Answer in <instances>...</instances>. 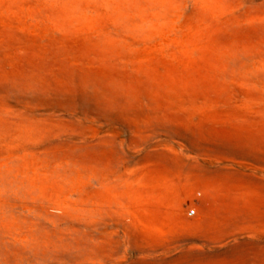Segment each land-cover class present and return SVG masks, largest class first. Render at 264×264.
I'll list each match as a JSON object with an SVG mask.
<instances>
[{
  "label": "rangeland",
  "instance_id": "1",
  "mask_svg": "<svg viewBox=\"0 0 264 264\" xmlns=\"http://www.w3.org/2000/svg\"><path fill=\"white\" fill-rule=\"evenodd\" d=\"M0 264H264V0H0Z\"/></svg>",
  "mask_w": 264,
  "mask_h": 264
},
{
  "label": "built area",
  "instance_id": "2",
  "mask_svg": "<svg viewBox=\"0 0 264 264\" xmlns=\"http://www.w3.org/2000/svg\"><path fill=\"white\" fill-rule=\"evenodd\" d=\"M193 213H194V211H193V210H190V211H189V214H191V215H192Z\"/></svg>",
  "mask_w": 264,
  "mask_h": 264
}]
</instances>
